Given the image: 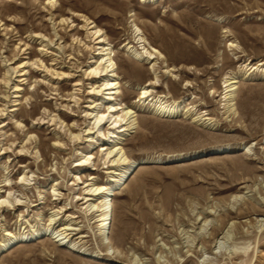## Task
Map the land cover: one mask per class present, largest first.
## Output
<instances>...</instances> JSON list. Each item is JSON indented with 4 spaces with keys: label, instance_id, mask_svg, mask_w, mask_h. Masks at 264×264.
<instances>
[{
    "label": "rangeland",
    "instance_id": "1",
    "mask_svg": "<svg viewBox=\"0 0 264 264\" xmlns=\"http://www.w3.org/2000/svg\"><path fill=\"white\" fill-rule=\"evenodd\" d=\"M54 1L50 12L46 0H0V197L11 189L22 202L0 208V245L7 232L42 230L59 209V225L70 223L76 231L63 246L43 233L11 244L0 251V264H264V0ZM73 13L93 21L113 47L122 79L117 101L134 110L136 124L119 146L130 161L146 160L133 167L111 198L109 239L121 253L118 259L111 258L112 249L98 235V218L81 205L84 185L74 186L81 152H92L95 169H82L81 182L90 174L105 182L109 164H102L99 145L90 150L93 145L84 137L73 141L66 132L76 134L88 124L83 111L91 82L84 70L95 49H78L73 41H87L79 17L56 27L54 20ZM132 21L165 57L156 69L153 95L173 103L183 98L184 110L171 117L137 103L136 87L154 77L148 65L133 61L122 48L131 41ZM53 29L62 36L56 43L63 54L41 60L65 78L24 66L39 59V41L27 36L50 38ZM229 43L239 50L229 49ZM164 64L177 79L162 73ZM257 65L262 72L251 73ZM7 67L20 72L6 85ZM22 67L30 75L20 77ZM243 73L249 76L237 85L235 114H227L222 82ZM13 83L22 91L20 105L9 113ZM4 96L9 98L3 101ZM185 109H190L186 115ZM43 114L63 124L38 121ZM195 114L210 121L197 122ZM21 147L28 153L19 154ZM220 147L231 152H210ZM175 159L183 160L167 162ZM22 173L30 176L28 186L20 185ZM54 181L58 200L49 189ZM68 217L73 219L66 222Z\"/></svg>",
    "mask_w": 264,
    "mask_h": 264
},
{
    "label": "bare ground",
    "instance_id": "2",
    "mask_svg": "<svg viewBox=\"0 0 264 264\" xmlns=\"http://www.w3.org/2000/svg\"><path fill=\"white\" fill-rule=\"evenodd\" d=\"M154 2L155 0H141V2ZM45 7L48 11H52L56 7V1L54 0H46ZM51 19L53 17L52 14ZM76 17H79L81 20V30L85 33V39L87 41L78 40V37L73 38L75 44H77L78 49L83 48V50L95 49L92 51L89 57V62L87 64V68L84 70V75L86 78L91 82L88 96H90V100L87 102L85 110L83 111L84 115L83 118L88 120V124L85 129L82 131L80 130L76 134L70 132V129H67L66 132L69 133V137L71 140L78 141L81 138H85V142L90 143L89 147L93 145L90 150L94 148L95 145H99L101 147V159L103 160L102 164H109L106 168L107 174H109V178L105 182L99 181L95 176L90 174L89 179L85 182H81L82 179L78 177V173L82 171V169L92 167L90 171L95 170L94 163L92 160L94 157L92 156V152L86 151L80 153V158L76 162L75 167L80 168L78 173L74 174V179L76 180V184L84 185L82 190L84 191L83 197L80 200H83L81 204L84 206V210L87 214L94 215L97 217V232L99 237L105 240L106 244L109 245L110 250L112 249L111 258H119L121 253L118 251L117 247H115V243L109 239V230L110 224L112 219V197L116 195L114 189L117 186H120L121 181L125 178L133 169L134 166L146 164V160H135L130 161L126 156L123 148L119 146L122 144L121 142L124 140V137L130 132V130L134 129L135 127V112L133 109L127 107L125 104L120 103L117 101L118 96L120 95L121 89V81L122 79L119 77L117 73V66L114 62V51L113 47L110 44L107 35L103 32L102 29L98 28L97 25L91 21L90 19L86 18L80 14H71L70 18H63L61 17L58 22H55L57 27L63 26L64 24H73ZM73 20V21H70ZM219 20V19H218ZM53 21V20H52ZM220 21V20H219ZM1 23V22H0ZM53 24V23H51ZM4 25V24H3ZM132 32H131V41L124 42L122 48L125 49L127 56L132 59L133 61L139 64H145L149 66V71L153 75L154 79L150 80L148 83L137 86L136 90L139 91V97L137 103L140 106H151L154 108L155 114L161 117H171L175 115L176 112L180 111L181 109L184 110L182 105L184 104L183 98L176 102H168L163 100L164 96L156 97L153 95L154 88L158 86V76L156 69L160 63H164L165 57L162 53L153 47L148 40L145 38L141 29L132 21ZM53 28V27H52ZM226 33V31L224 32ZM33 35V36H32ZM29 40L33 42L39 43L38 49V57L34 62H26L24 66L27 65V68H32V70H42V72L48 73L50 76H56L57 78H62L64 73H57L56 70H52V68L47 67L41 58L47 57L50 55L55 58L58 57V54H63V47L61 43H56L57 41L62 40V36L60 32H57L56 29H53V34L50 38L42 34H30L27 36ZM47 38V39H46ZM56 38V40H55ZM20 40V44H21ZM22 46H28L26 43H23ZM56 47V48H54ZM228 48L234 51H238V46L233 43L228 44ZM29 50L26 48L25 51ZM54 51L56 54H54ZM58 53V54H57ZM247 66L243 67L246 68ZM261 65H257L251 68V73L253 72H262L259 68ZM21 72L23 74L19 75L20 77H25L26 74L30 75L29 70H25V67ZM20 71H16L15 68L7 67V75L9 77L5 80V84L7 85L12 79L11 76L13 74L19 73ZM175 71L171 68H168L165 64L162 67V73L166 75H171L174 79H177L176 75H172ZM242 72V71H241ZM249 75L247 73H243L240 76H232L226 77L223 82V93L221 97L222 107L227 114H235V93L237 91V85L243 79H247ZM65 78V77H63ZM24 80V79H23ZM59 80V79H58ZM186 84V83H185ZM79 86V85H75ZM187 86V85H186ZM13 91L10 94L15 95L13 98L11 107L14 108L13 110L9 111L13 112L16 111V106L20 105L18 103V98H20L19 92L22 91L20 85L12 84L11 88ZM8 96H4L3 101L8 99ZM71 99L74 100V103L77 104V100L75 96H71ZM11 100V99H10ZM147 103V104H146ZM185 115L190 111V109H185ZM1 112V110H0ZM192 112V111H191ZM8 113V112H7ZM190 114V113H189ZM194 115V114H192ZM196 115V114H195ZM7 116V115H6ZM203 116L197 114L193 120L203 121L206 123L210 121V119H202ZM49 118L50 122H55L56 124L62 125L60 123V119L54 116H45L44 114L38 119V121H44ZM56 120L59 122L56 123ZM40 123V122H39ZM41 124V123H40ZM17 126L19 124L17 123ZM107 126V128H105ZM71 127V126H70ZM134 127V128H133ZM64 129V128H62ZM264 136V135H263ZM27 138V137H26ZM31 137L27 138V142L30 141ZM56 145H61L60 142H56ZM10 147H7V149ZM37 146H34L32 149L34 150V155L37 156L38 152H36ZM247 148V147H246ZM211 153L214 155L219 153H230L231 149L228 147H220L217 149H211ZM18 153H28V149L26 147H21L18 150ZM32 154V150L30 151ZM204 152H200L197 154L196 158L202 156ZM175 159L167 161L169 163H177L182 161ZM135 171V170H134ZM133 171V173H134ZM132 173V174H133ZM130 175V177L132 176ZM32 177V176H31ZM129 177V178H130ZM30 176L27 173H22L20 176V185L22 187L28 186V182ZM128 178V179H129ZM127 179V180H128ZM5 184L3 188H7L9 186V180L5 179ZM57 182H53V186L49 189L52 192V196L55 197L54 200H58V196L60 195L57 192L55 187L57 186ZM6 196L0 197V208H11V207H19L21 206L22 202L18 197H15L11 189H6L4 191ZM42 199V198H41ZM40 199V200H41ZM79 199V197L77 198ZM254 208V207H253ZM61 210H56L50 213L48 218V224L45 228L40 231H33L31 234L28 235H13L12 233L7 232L4 236L5 239L2 241L0 245V251L5 250L11 244H22L26 243L27 240H32L40 235H44V237H48L58 246H63L66 244L67 239L72 237V233L76 231L73 228V225L70 223H65L59 225V220L62 217H59L61 214ZM68 221H71L73 218L68 217ZM109 249V248H108ZM80 251V250H79ZM81 255H85L86 253H79Z\"/></svg>",
    "mask_w": 264,
    "mask_h": 264
}]
</instances>
